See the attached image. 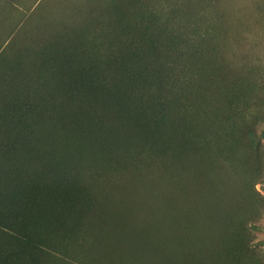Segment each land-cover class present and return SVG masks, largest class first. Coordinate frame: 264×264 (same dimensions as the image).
Listing matches in <instances>:
<instances>
[{"label":"rangeland","instance_id":"rangeland-1","mask_svg":"<svg viewBox=\"0 0 264 264\" xmlns=\"http://www.w3.org/2000/svg\"><path fill=\"white\" fill-rule=\"evenodd\" d=\"M261 120L264 0H0V264H264Z\"/></svg>","mask_w":264,"mask_h":264},{"label":"trees","instance_id":"trees-1","mask_svg":"<svg viewBox=\"0 0 264 264\" xmlns=\"http://www.w3.org/2000/svg\"><path fill=\"white\" fill-rule=\"evenodd\" d=\"M173 16H174V9L168 13L167 17H162L160 12H156V11H153L152 15L150 14L151 20L153 21V22L151 21L152 25H155V28L157 30L160 29L165 24H167ZM146 29H148V27L145 28V30ZM138 53L139 52L137 50L130 49L127 55V58H123L122 62L124 61L128 64L129 62L136 59V57L138 56ZM117 74H118L117 76H121L120 71L117 72ZM261 121L263 122L262 123L263 125L259 127L258 123L260 121L256 122L255 126L251 129V132L257 137L264 138V120H261ZM27 242H30L29 239H27Z\"/></svg>","mask_w":264,"mask_h":264}]
</instances>
